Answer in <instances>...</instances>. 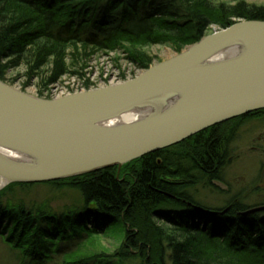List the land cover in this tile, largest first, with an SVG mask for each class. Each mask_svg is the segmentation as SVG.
I'll use <instances>...</instances> for the list:
<instances>
[{
    "label": "trees",
    "instance_id": "trees-1",
    "mask_svg": "<svg viewBox=\"0 0 264 264\" xmlns=\"http://www.w3.org/2000/svg\"><path fill=\"white\" fill-rule=\"evenodd\" d=\"M241 21L264 22V6L243 0H0V81L12 85L6 76L21 67L26 81L43 88L69 75L89 91L84 75L97 53L135 49L127 61L145 71L156 59L138 49L163 45L179 54ZM262 116L264 110L211 127L119 172L111 167L42 183L77 193L79 204L63 212L4 203L13 188L35 184L8 185L0 191V238L27 264H264V211L245 214L264 201L247 204L242 193L229 191H221L229 197L220 205L198 197L199 190L213 194L212 184L224 183L233 125ZM109 230L121 235L113 256L80 253Z\"/></svg>",
    "mask_w": 264,
    "mask_h": 264
},
{
    "label": "water",
    "instance_id": "water-1",
    "mask_svg": "<svg viewBox=\"0 0 264 264\" xmlns=\"http://www.w3.org/2000/svg\"><path fill=\"white\" fill-rule=\"evenodd\" d=\"M261 110L263 21L214 32L112 86L44 99L0 81V191L111 167L119 172L149 153ZM139 112L145 115L124 122Z\"/></svg>",
    "mask_w": 264,
    "mask_h": 264
},
{
    "label": "rangeland",
    "instance_id": "rangeland-1",
    "mask_svg": "<svg viewBox=\"0 0 264 264\" xmlns=\"http://www.w3.org/2000/svg\"><path fill=\"white\" fill-rule=\"evenodd\" d=\"M243 1L255 6H264V0ZM214 32L217 31L213 30L212 33ZM128 50L132 52L135 49L128 48ZM128 50L123 48L113 53H97L88 61L86 70L88 73L84 75V78L88 80L91 88L97 89L120 84L122 77L127 81L143 72L137 70L136 66L127 61ZM138 50L156 59L151 67L175 55L170 48L163 45H152ZM22 72L23 68L20 67L9 71L6 77L13 79L10 86L25 94L37 96L40 92L44 99L45 97L53 99L83 90V81L77 80L73 76H63L57 82L43 88L37 84L36 80L26 81L21 76ZM233 126L234 132L228 149V163L223 173L224 183L214 182L212 184L214 187L211 188L213 194L208 190H199L198 193V197L210 201L214 205H220L223 199L229 197L221 191H229L230 194L240 192L245 196L244 202L247 204L264 201V116L258 119H247ZM5 196L2 199L4 203L22 202L26 205L45 207L53 212H63L73 205L79 204L77 193L57 191L46 184H35L25 189L15 187ZM120 239L119 233L115 234L111 230L107 233L103 232L101 236H94L93 239L88 240L80 253L86 256L111 257L118 250ZM0 264L27 263L23 262V259L20 260L19 255L12 252L0 238ZM131 264H138V262L134 261Z\"/></svg>",
    "mask_w": 264,
    "mask_h": 264
},
{
    "label": "bare ground",
    "instance_id": "bare-ground-1",
    "mask_svg": "<svg viewBox=\"0 0 264 264\" xmlns=\"http://www.w3.org/2000/svg\"><path fill=\"white\" fill-rule=\"evenodd\" d=\"M143 115H145L143 112H139V113H135V114H131L129 116H127L124 120V122H133L137 119H140L143 117ZM1 185V184H0Z\"/></svg>",
    "mask_w": 264,
    "mask_h": 264
}]
</instances>
